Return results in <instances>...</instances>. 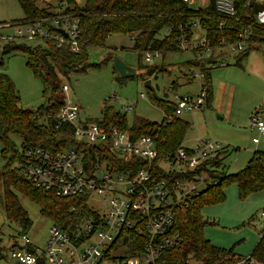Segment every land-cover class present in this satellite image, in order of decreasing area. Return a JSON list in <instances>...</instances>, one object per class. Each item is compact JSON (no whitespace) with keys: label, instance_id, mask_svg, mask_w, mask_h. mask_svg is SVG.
I'll return each instance as SVG.
<instances>
[{"label":"built area","instance_id":"built-area-1","mask_svg":"<svg viewBox=\"0 0 264 264\" xmlns=\"http://www.w3.org/2000/svg\"><path fill=\"white\" fill-rule=\"evenodd\" d=\"M72 1L80 4L82 0ZM181 1L194 10L211 6L218 26L226 19L250 21L238 32L236 41L227 43L221 39V47L211 49L205 36L206 28L200 25L195 14L186 13L177 46L192 51L204 67L225 65L226 60L219 59L220 56L232 55L234 51L238 54L247 48L250 26L264 29V0H207L206 5L196 7L192 4L202 0ZM50 4L49 15L31 22H16L14 35L7 39L35 43L48 40L57 47L66 42L70 50L76 52L77 14L67 10L63 0ZM196 29L201 34L193 39ZM187 32L190 35L186 37ZM158 56L160 53L152 50L145 51L141 57L144 62H150ZM187 78L189 81L204 79V73L199 68V72H190ZM60 88L67 89L65 84ZM204 95L202 82L196 96L174 95V111L164 114V120L168 122L184 110L200 107ZM121 110L128 112L132 107L121 105ZM78 111L77 104L63 100L57 110H50L43 116L54 128L70 125L73 143L55 150L25 145L21 150L22 159L16 165L34 186L57 196H81L85 202L98 197L100 207L87 206L89 213L72 207L74 218H70L69 227L64 229L51 223L43 247L33 245L21 234L20 242L9 252L10 257L17 264H35L38 260L44 264H178L171 254L182 243L179 232L174 229L175 213L186 208L210 182L203 169L190 178L185 174L198 169L220 146L207 141L193 148L179 146L172 155L158 161L162 170L175 171L179 176L172 180L153 179L151 160L157 153L150 135L130 136L116 127L106 129L92 120H80ZM250 120L257 131L251 142L264 141V123L257 110ZM137 158L145 160L146 164L136 167L131 161ZM161 162L166 168L160 166ZM260 216L264 219V211ZM188 256L180 264H187ZM245 262L253 264L254 260L246 256L232 264Z\"/></svg>","mask_w":264,"mask_h":264},{"label":"trees","instance_id":"trees-1","mask_svg":"<svg viewBox=\"0 0 264 264\" xmlns=\"http://www.w3.org/2000/svg\"><path fill=\"white\" fill-rule=\"evenodd\" d=\"M23 13V17L16 19L22 22H31L50 14V3L39 6L36 0H17ZM67 10L75 12L78 17V36L76 52H72L68 43L64 42L59 47L48 40L43 43L29 44L16 38L7 39L0 46L1 54L14 52L21 53L24 64L31 74L40 81L43 102L35 109L22 108L19 105V96L16 93L13 82L4 73H0V157L3 163L0 165V202L3 214L9 221L16 222L22 229L30 225V220L19 205L14 191L24 195L34 202L41 216L50 220L64 229H67L74 215L71 208L74 207L81 213H89L84 197L81 196H57L51 191L34 186L23 176L17 167L22 159L21 150L25 145L41 146L48 150H55L73 143L71 138V126L60 125L54 128L51 123L38 124L37 120L46 112L57 110L63 103V91L61 90L58 74L66 77L69 73L85 71L87 68H98L99 64H89L85 58V47L102 46L110 34H129L131 37L130 50L137 54V66L139 59L145 51L155 50L163 57L167 53L181 51L177 46L178 37L182 34L180 25L187 17L186 13L195 14L201 26L206 28V38L211 49L221 47L219 40L232 42L238 39V32L248 26V20L226 19L218 26V18L212 7L201 10L184 4L181 0H82L76 4L72 0H63ZM166 28V33L157 37L158 32ZM250 34L246 39L247 48L235 55V64L239 57L249 48L258 47L264 43V29L250 26ZM186 37L190 35L185 33ZM109 58L106 54L101 63ZM2 59L0 58V64ZM188 65L198 66L204 73L202 81L205 87L204 105L209 106L211 90L209 85L210 67H204L200 61L187 62ZM155 66V65H154ZM148 65L145 74H151L155 69ZM171 87L174 82L171 81ZM149 101L160 108L163 114H171L174 111L172 101L157 97L152 89L146 87ZM101 117L92 120L104 128L116 127L125 130L130 136L148 134L152 137L156 157L151 160L153 179L172 180L179 176L175 171L165 172L158 166V161L168 155H172L181 142L189 123L177 116L170 121H165L163 116L158 122L148 121L144 118H135L130 126L124 121L125 112L103 105L100 110ZM14 133L21 139L20 151L17 152L8 134ZM222 152L225 151L221 147ZM217 152L214 156L204 160L198 169L187 172L185 177L203 169L207 172L210 182L202 188L186 208H180L175 213L174 229L181 236L182 243L179 248L172 251L174 261L178 264L187 255L202 264H232L241 258L232 251V248H222L210 244L203 238L201 230L205 224L212 223L202 220L199 210L204 205L222 201V190L229 183H234L239 198L249 194L264 191V151L253 150L245 165L233 173L225 172L221 165V157L225 154ZM136 167L146 164L140 158L131 161ZM254 262L264 264V226L260 235L248 254ZM244 264H247L246 262Z\"/></svg>","mask_w":264,"mask_h":264},{"label":"rangeland","instance_id":"rangeland-1","mask_svg":"<svg viewBox=\"0 0 264 264\" xmlns=\"http://www.w3.org/2000/svg\"><path fill=\"white\" fill-rule=\"evenodd\" d=\"M54 0H36L39 6H46ZM207 0L195 1L192 6H204ZM23 17L17 0H0V46L7 40V36L15 33L14 25ZM166 33L161 29L157 37ZM201 34L199 29L193 31L192 38ZM34 44V41H28ZM132 41L129 34H110L102 46L85 47V58L89 64H99L98 68H87L85 71L69 73L66 77L58 74L60 84H65L63 100H70L79 107L80 120H96L101 117V107L109 106L120 113L121 105L132 107L125 112L124 121L130 126L135 118H144L158 122L163 111L152 105L144 87L145 80H149L152 93L172 101L174 95L196 96L203 79L187 78L190 72L197 73L199 68L188 65L187 62L197 59L189 49H182L167 53L163 57L144 62L142 57L137 66V54L130 50ZM224 54L219 59L226 60L225 65H215L209 70V85L211 100L209 106L204 105L192 110H184L177 117L187 121L182 146L193 148L200 142L207 141L217 144L222 152L221 165L225 172L233 173L240 170L250 157L253 150L264 151V141L252 143L251 138L257 136L252 126L250 116L258 111L264 123V43L258 47L249 48L242 54L235 64L236 57ZM106 54L109 58L101 63ZM119 58L128 67L134 69V74L121 78L112 67V57ZM0 73L6 74L13 82L19 96L22 108L35 109L42 102L40 94L41 83L24 64L21 53L1 54ZM148 65H155L151 74H145ZM171 81L174 86L170 87ZM141 94V96H140ZM107 101V102H106ZM38 124L45 125L43 117L38 118ZM14 149L19 152L21 139L14 133L8 134ZM1 148V144H0ZM3 160L0 157V165ZM160 166L166 168L161 162ZM223 199L220 202L202 206L199 214L202 220L208 222L202 227L201 233L210 244L232 251L241 256H248L256 243L260 231L264 226V219L260 212L264 211V191L255 192L244 198H239L234 183H229L222 190ZM19 205L26 212L30 225L22 229L16 222L9 221L3 214L0 202V264H17L10 257L9 252L20 242L19 236L24 234L29 241L38 247H43L47 229L51 225L49 219L41 216L37 205L28 200L21 193L14 191ZM88 207L99 208L97 198H90L86 202ZM187 264H202L188 256ZM253 264H261L254 262Z\"/></svg>","mask_w":264,"mask_h":264},{"label":"water","instance_id":"water-1","mask_svg":"<svg viewBox=\"0 0 264 264\" xmlns=\"http://www.w3.org/2000/svg\"><path fill=\"white\" fill-rule=\"evenodd\" d=\"M61 33L65 35L64 32H61ZM112 67L118 73L119 77L121 78L129 77L134 74L133 68L128 67L124 62H122L119 58L115 56L112 57ZM144 85L152 89V87L149 84V80H145ZM35 264H44V262L42 260H38L35 262Z\"/></svg>","mask_w":264,"mask_h":264},{"label":"crops","instance_id":"crops-1","mask_svg":"<svg viewBox=\"0 0 264 264\" xmlns=\"http://www.w3.org/2000/svg\"><path fill=\"white\" fill-rule=\"evenodd\" d=\"M235 253V252H234ZM237 254V253H236ZM238 255V254H237Z\"/></svg>","mask_w":264,"mask_h":264}]
</instances>
